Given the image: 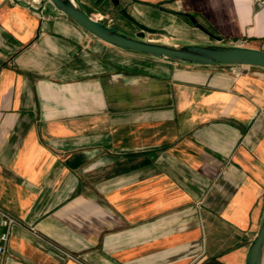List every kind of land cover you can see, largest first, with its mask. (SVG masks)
Here are the masks:
<instances>
[{
  "label": "crops",
  "instance_id": "crops-1",
  "mask_svg": "<svg viewBox=\"0 0 264 264\" xmlns=\"http://www.w3.org/2000/svg\"><path fill=\"white\" fill-rule=\"evenodd\" d=\"M77 1L150 41L214 43L199 24L264 51L251 0ZM263 211L264 69L123 52L0 0V213L17 221L0 264H245Z\"/></svg>",
  "mask_w": 264,
  "mask_h": 264
},
{
  "label": "water",
  "instance_id": "water-1",
  "mask_svg": "<svg viewBox=\"0 0 264 264\" xmlns=\"http://www.w3.org/2000/svg\"><path fill=\"white\" fill-rule=\"evenodd\" d=\"M30 10L41 13L46 6L70 19L82 30L94 38L123 52L146 56L168 63L187 64L205 67H257L264 69V51L235 45L222 44L221 40L201 25L196 27L214 40L211 44H163L146 39L147 33H153L135 23L125 12L123 15L139 28V32L130 35L117 28L96 20L90 16L77 0H37L35 4L21 0H11ZM118 4V0H111ZM245 264H264V211L245 258Z\"/></svg>",
  "mask_w": 264,
  "mask_h": 264
},
{
  "label": "built area",
  "instance_id": "built-area-1",
  "mask_svg": "<svg viewBox=\"0 0 264 264\" xmlns=\"http://www.w3.org/2000/svg\"><path fill=\"white\" fill-rule=\"evenodd\" d=\"M36 1L37 0H30L29 3L35 4ZM251 2L264 6V0H251ZM0 215V226L2 228V232L0 233V257L5 258L7 256V243L13 227L17 225V221L5 213H0Z\"/></svg>",
  "mask_w": 264,
  "mask_h": 264
},
{
  "label": "rangeland",
  "instance_id": "rangeland-1",
  "mask_svg": "<svg viewBox=\"0 0 264 264\" xmlns=\"http://www.w3.org/2000/svg\"><path fill=\"white\" fill-rule=\"evenodd\" d=\"M113 15H114V19H117V18H119L120 16H119V13L117 12V11H113ZM109 20L108 19H105L104 21H102V22H104L105 24H108V25H111V26H113V24L114 25H116V22L115 21H113V22H108ZM134 30H136V29H131L130 30V32H128L130 35H133V33H134Z\"/></svg>",
  "mask_w": 264,
  "mask_h": 264
}]
</instances>
